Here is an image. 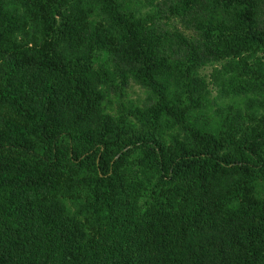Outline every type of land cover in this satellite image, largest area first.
Wrapping results in <instances>:
<instances>
[{"label": "trees", "instance_id": "obj_1", "mask_svg": "<svg viewBox=\"0 0 264 264\" xmlns=\"http://www.w3.org/2000/svg\"><path fill=\"white\" fill-rule=\"evenodd\" d=\"M150 4L0 0V264H264V0Z\"/></svg>", "mask_w": 264, "mask_h": 264}, {"label": "rangeland", "instance_id": "obj_2", "mask_svg": "<svg viewBox=\"0 0 264 264\" xmlns=\"http://www.w3.org/2000/svg\"><path fill=\"white\" fill-rule=\"evenodd\" d=\"M129 1H131L137 9L142 11L143 15L148 14L151 10H153L150 4L152 0H129ZM163 28L167 31H173V30L183 31L181 29V26L175 20H167L166 22L164 21ZM220 65L221 63L210 64L200 70V75L205 79L207 83H209L211 98H214L218 101L226 102L227 99L218 98L219 93H218L217 87L215 86V84L213 83V79L211 78L214 70L220 68ZM144 99H145L144 91L140 87L132 85L130 89L127 91L125 98H123L122 101L120 102V105L121 107L122 106L127 107L130 104L134 106H142ZM116 111H117V105L115 104L111 112L115 113ZM3 113L4 111L0 109V116L3 115Z\"/></svg>", "mask_w": 264, "mask_h": 264}]
</instances>
